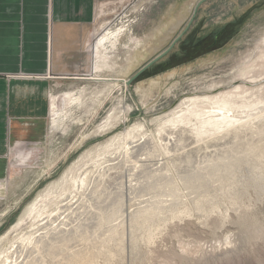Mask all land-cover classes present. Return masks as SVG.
Here are the masks:
<instances>
[{"label":"rangeland","instance_id":"1","mask_svg":"<svg viewBox=\"0 0 264 264\" xmlns=\"http://www.w3.org/2000/svg\"><path fill=\"white\" fill-rule=\"evenodd\" d=\"M196 2L127 0L98 6L86 46L89 63L85 71L51 92L47 137L40 143L9 149L6 174L0 181V251L16 235L20 238L37 227L36 220L55 213L57 206L78 194L87 202L70 214L63 237L57 231L60 235L53 233L47 238L50 247L38 244L42 250L38 247L31 255L35 264H264V173L255 169L261 162L254 153H247L245 146L248 141L252 146L260 144L264 119L250 129L247 138L240 133L238 146L232 147L230 141V147L218 149L216 157L208 152L199 163L186 168H171L169 160L163 159L169 155L162 145L166 139L157 131L185 98L228 93L231 104L240 105L239 111L251 104L264 107V0H205L192 16ZM247 10L240 24L229 27L231 33L217 48L185 60L175 58L190 35H214ZM116 28L123 31L116 46L106 51L108 62H100V71H93V46L108 29ZM181 32L185 33L167 54L131 79ZM65 92L73 94L74 100L64 98ZM129 130L132 135L126 146L150 136L146 139L150 153L140 161L150 165L137 173L129 160H112L120 151L115 136ZM200 133L203 135V130ZM110 141L112 146L107 149ZM106 159L119 163L105 169ZM85 168L97 177L92 178L88 194L72 188L71 180ZM94 171L104 172L99 175ZM124 172L128 178L121 184ZM201 173L207 182L200 181ZM212 174L216 176L208 180ZM217 176L222 179L216 181ZM47 191L64 192L45 198L47 209L43 208L38 219L28 217V211ZM136 197H150L148 216L142 213L145 202L141 206ZM198 200H203L204 208L196 205ZM181 207L189 208L190 213L168 216ZM57 224L53 222L51 228L58 230ZM13 226L16 228L11 229Z\"/></svg>","mask_w":264,"mask_h":264},{"label":"crops","instance_id":"2","mask_svg":"<svg viewBox=\"0 0 264 264\" xmlns=\"http://www.w3.org/2000/svg\"><path fill=\"white\" fill-rule=\"evenodd\" d=\"M109 1L127 0H0V181L11 147L47 137L51 92L85 71L98 6Z\"/></svg>","mask_w":264,"mask_h":264},{"label":"bare ground","instance_id":"3","mask_svg":"<svg viewBox=\"0 0 264 264\" xmlns=\"http://www.w3.org/2000/svg\"><path fill=\"white\" fill-rule=\"evenodd\" d=\"M170 26L174 27L175 24H172ZM171 27H169V29H171ZM122 31H123L122 28L108 29L104 34H102L98 38V40L96 41L95 45L92 48V50L95 53L94 55H96V60H95V62L93 64V71H95V72L100 71V69H101L100 62H103V63H107L108 62L110 56L107 55L108 52H106V51L108 50V48L116 46V42L118 41V38L121 35ZM166 32L163 33L162 35L166 34ZM135 59H137V57H135ZM122 84H125L124 80L122 81ZM234 89L235 90H239L240 86L235 87ZM233 92L234 91H232V96H233V94H235ZM230 94H231V91H230ZM72 95L73 94H71V93H68V92L66 93L65 92L64 98H67V100L69 99L70 101L74 100ZM228 95H229L228 93H224V94L221 93V94H216V95L204 96V97H201V98L200 97H198V98L197 97H195V98H192V97L191 98H185L184 100H182L176 106V108L174 110H172L170 112V115L167 118V120L161 122L157 132H158L159 135H163L164 139H166V142L164 144H162V145L165 146L166 152L169 155H168V157H165L163 159L167 158L169 160L168 162L171 163V165H170L171 168H173V167L174 168H179V167H185L186 168V166L187 167H189L191 165L193 166V164L199 163L202 160V158H203V156L205 154L208 155L209 154L208 152L213 153L214 156L216 157L218 149L221 150L224 146L230 147V144H228L230 141H233V143L231 144L232 147L238 146L239 145L238 137L240 138V136H239L240 133L244 135V138H247L248 135H249L248 132L250 131V129L255 128L256 124H258V122H260L261 120L264 119V107L259 109V107H254L255 105L251 104L250 106L248 105L247 108H243L241 111H239V109L237 107H239L240 105H237V107H235V105L231 104V102L233 100L231 99L232 101L230 102V98H229ZM74 96H76V95H74ZM79 97L75 99L77 102L79 101ZM235 104H236V102H235ZM202 130H203V133H204L203 135L200 133V132H202ZM131 133H132V131L129 130V131H125V132L121 133L118 136H115V138H117L116 144L119 147L118 151L119 150L120 151L118 153H116L118 155V157L116 155V157L113 159V157H114L113 156L112 160H115V159L119 158V161H121L122 163L123 162L125 163V160H129L128 163L133 164V167L135 168L134 172L137 173V172L140 171V169L143 170L142 168L145 167V165L146 166L150 165V163H147V164L140 163V161L145 159V157L147 155V151H148L149 146L146 144L147 143L146 139L150 138V136H148L146 138H142V140L137 138L136 140H134L135 142L132 143V141H131L130 144L128 143L129 146H126L129 137L132 135ZM191 135L193 136L192 137V140L194 139L193 141L190 138ZM111 143H112V141H110L108 143V145H106L107 149L111 148L110 147V146H112ZM161 143H163V142H161ZM259 143L260 144L257 145V146H252L251 143L248 141V142H246L245 146L247 148V153H249V154L254 153V155L258 156L257 158L261 162L260 165H255V169H257L258 172H260V173H264V138L260 139ZM154 147H156V146H154ZM226 149H228V148H226ZM155 151H157V149ZM171 151H172V153H171ZM228 151H230V150H228ZM155 153H157V152H155ZM247 156H248V154H247ZM209 159L211 160L212 163H215V161L213 160L214 158L211 159L209 157ZM224 159H226V158H224ZM236 159H238V158L236 157ZM158 161L156 163H158ZM106 162L108 163V160ZM145 162H143V163H145ZM101 163H104V162H101ZM118 163H116V162L115 163H113V162L112 163H108L107 165H105V169H109V168L111 169V168L115 167V165H117ZM158 165L159 164H157V166ZM101 166L103 167V165H101ZM124 166H126V165H124ZM130 166H132V165H130ZM97 167H98V163H97ZM212 167H214V165ZM94 168H96V166ZM128 169H130V167ZM128 169H126V170H128ZM91 170L85 168L84 170L80 171V173H82L81 176H78V173H77L78 171L75 172V175L77 173V176L74 175L75 177L73 179H71L72 182H73L72 188L73 187L79 188L80 192H82L83 194H88L89 190H90L89 188H90V185H91V181H93L94 179L97 178V177L93 178V176H92L93 172H92V174H90ZM176 170H178V169H176ZM106 171H108V170H106ZM229 171H230V174H231L232 173V168L229 169ZM102 172H104V171H102ZM102 172H100V174H99L98 171L95 172V173L101 175ZM164 173H166V172H164ZM255 173H256V171H255ZM131 174L132 173H130V171H129V173H128L129 177L131 176ZM201 174L202 175L199 176L200 181L201 182H207V176L204 173H201ZM93 175H95V174H93ZM213 176H216V174H212V176L208 180H210ZM262 176H264V174ZM72 177H73V174H72ZM92 178H93V180H92ZM122 178H123L122 180H119L121 184H122L123 181H125L128 178L127 174L125 172H124ZM131 178H133V177H131ZM131 178H130V180H131ZM220 179H222V178L218 177V176L216 177V181H219ZM120 183H118V184L120 185ZM114 187H116V184H115ZM82 189H83V191H82ZM120 189H122V188H120ZM76 191H78V189H76ZM55 192L57 193V196H62L63 195L62 193L64 191L63 192L62 191H53V192L52 191H47V192H45L44 194H42L40 196L41 197L40 200L28 211V213L26 215L28 217L35 216V219H38L42 215L41 211L43 210V208L44 209L46 208L45 207V203H44L45 198H47V196L49 194H53ZM156 192H157V190H156ZM91 193H92V191H91ZM129 196L130 195H128V197ZM84 197H85V195H84ZM81 198L77 194V195H74V197H72L70 200L67 199V201L65 203L62 202L65 199L64 198L61 199L60 202H62L63 204L61 203L59 206H57V211L55 213L54 212L52 213V211H51L48 215L44 216L45 219L42 217V218L36 220L37 222H34V225L37 224V227L35 226V228H31V230L29 229L30 231L24 232L20 236V238H18L17 235H16L14 237V239L12 241H10L9 245L7 246V248H5L4 250L0 251V264H35L34 259H32V256H34V255H32V253L35 251L34 249H38V247L40 248V246L38 245L40 243L45 244V246L47 248V246H48L47 244L49 243V240L47 238L50 237L49 235H51L53 233L61 232L62 233L61 236H62L63 233H65L68 230L67 225H68V220L71 217L70 214L75 212L76 208L79 209L83 202H87L86 198L84 200L81 199ZM87 198L89 199V196ZM139 198H141V197H139ZM144 198L138 199L136 197L135 199L136 200L138 199L137 203L139 202L138 204H141V206L145 202L144 206H142V208L145 209V211H142V213H144L143 215L146 217V216H148V212L151 211V209H149L150 208V203H149L150 197H148V198L144 197ZM132 199H134V198H132ZM165 200H169L170 201V198L169 199H165ZM172 200H174V199H172ZM97 201H98V199H97ZM216 203H217V201H214V204H216ZM183 204H184V202H183ZM196 205L201 207V208H204L203 200H198ZM217 206L218 205H215V206H213V208H216ZM116 208H117V206H116ZM72 209H74V211ZM168 209L169 208H167V210ZM158 211L160 212V210H158ZM188 213H190L189 208L181 207V208H179V210L176 211V213H171L168 216H170V218H174V217L178 218L182 214H188ZM73 214H75V213H73ZM134 216H137V215H134ZM166 218H167V216H166ZM161 219H164V218H161ZM142 220H145V219H142ZM148 220H149V218H148ZM55 221H58V224L56 225L57 228L59 227L58 230L56 228H51L52 223L55 222ZM150 222H152V221H150ZM117 223H119V222L117 221ZM65 226H66L67 229L65 228ZM14 228H16V226H13L11 229H14ZM155 230H157V229H155ZM151 237H152V235L150 236V238ZM58 238H59V236H58ZM54 239H55V236H54ZM61 240L62 239H60V241ZM65 240L68 241V238H66ZM69 240H71V237L69 238ZM48 247H50V246H48ZM58 247H60V246H58ZM51 256H52V254H51Z\"/></svg>","mask_w":264,"mask_h":264},{"label":"flooded vegetation","instance_id":"4","mask_svg":"<svg viewBox=\"0 0 264 264\" xmlns=\"http://www.w3.org/2000/svg\"><path fill=\"white\" fill-rule=\"evenodd\" d=\"M248 12V10L246 13L243 12L240 16H238V19H236L234 22L227 23L214 35L208 34L200 38H197L194 34L190 35L188 43L182 48L181 53L175 58H181L185 60L186 58L194 57L201 52H206L217 48V43L219 41L225 40L224 38L231 33L229 27L240 24Z\"/></svg>","mask_w":264,"mask_h":264},{"label":"water","instance_id":"5","mask_svg":"<svg viewBox=\"0 0 264 264\" xmlns=\"http://www.w3.org/2000/svg\"><path fill=\"white\" fill-rule=\"evenodd\" d=\"M205 0H197V2L195 3L194 5V8H193V12H192V16L195 14L196 12V9L198 7V5H200L202 2H204ZM191 18L188 22V24H190L191 22ZM185 30V29H184ZM183 30V31H184ZM182 32L176 36L170 43L169 45L164 49L162 50L160 53L156 54L154 57H152L150 60H148L141 68L140 70L135 74L133 75V77L131 79H133L136 75H138L141 71H143L144 69H146L148 66H150L151 64H153L155 61H157L158 59H160L162 56H164L165 54H167L171 48L173 47V45L177 42V40L179 39V37L181 36ZM127 80L126 83H129V81L131 80Z\"/></svg>","mask_w":264,"mask_h":264}]
</instances>
